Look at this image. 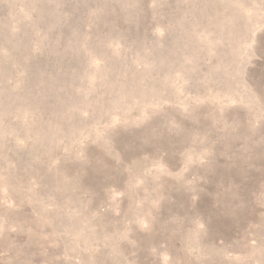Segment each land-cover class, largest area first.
Here are the masks:
<instances>
[{"label":"rangeland","instance_id":"obj_1","mask_svg":"<svg viewBox=\"0 0 264 264\" xmlns=\"http://www.w3.org/2000/svg\"><path fill=\"white\" fill-rule=\"evenodd\" d=\"M0 264H264V0H0Z\"/></svg>","mask_w":264,"mask_h":264}]
</instances>
